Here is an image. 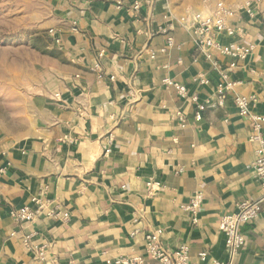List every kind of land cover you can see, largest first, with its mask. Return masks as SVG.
<instances>
[{
  "label": "crops",
  "instance_id": "1",
  "mask_svg": "<svg viewBox=\"0 0 264 264\" xmlns=\"http://www.w3.org/2000/svg\"><path fill=\"white\" fill-rule=\"evenodd\" d=\"M249 2L250 16L243 9ZM217 3L193 10L181 0H51L45 27L57 31L61 44L49 38L63 61L38 93L24 97L22 129L0 134V264H113L138 255L154 264L145 251L154 229L163 231L165 249L188 246L190 264L227 259L222 218L263 192L249 169L258 149L253 124L239 115L235 94L198 121L195 106L162 84L169 77L200 92V102L214 101L219 74L179 19L188 11L209 13ZM227 4L256 44L234 71L232 79L242 82L235 93L255 97L251 110L264 116V0ZM201 75L208 83L200 86ZM149 182L159 187L150 190ZM196 192L204 200L194 224L183 207ZM35 196L60 201L69 222L41 217L18 224L12 209ZM241 233L238 263L264 264V201ZM25 235L44 249L42 259L26 249Z\"/></svg>",
  "mask_w": 264,
  "mask_h": 264
},
{
  "label": "built area",
  "instance_id": "2",
  "mask_svg": "<svg viewBox=\"0 0 264 264\" xmlns=\"http://www.w3.org/2000/svg\"><path fill=\"white\" fill-rule=\"evenodd\" d=\"M251 2L247 3L243 9L250 10ZM138 4L135 5L137 9ZM237 10L226 2H218L215 10L209 13L188 11L180 20V26L187 33L191 34L195 39L197 50L203 53L206 60L210 62L212 70L218 72L219 82L216 86L215 99L204 100L200 102V92L191 93L189 88L181 85L175 80L167 77L162 81L165 87H172L176 90L181 101L193 104L196 108L195 119L200 121L202 113L210 107L218 108L226 105V100L230 94H235L233 103L235 104L239 115L253 124V134L251 141L258 144L257 157L253 164L249 167L250 170L259 178L262 187V196L253 202H243L238 206L237 212L231 215L224 216L221 220V229L225 239L226 260H214L212 264H239V252L246 243V238L241 233V227L250 222H254L261 215V203L264 201V116L254 113L251 110L252 105L256 102L255 97H248L235 93L238 85H241L240 80L232 79L234 71L237 70L238 64L245 63L254 54L256 44L252 35L246 34L236 24ZM252 15L251 10L248 12ZM49 36L55 43L61 44V39L57 35L55 29L49 30ZM228 39V43H224L222 39ZM174 46V39H168V47ZM219 57H226L232 62L228 66L221 65ZM154 58V56H153ZM98 78H103L100 66L95 67ZM198 84L205 85L208 83L206 77L201 75L197 79ZM56 100H61V95H54ZM178 120L182 126L187 124L182 113L177 114ZM72 142H75L71 139ZM182 172V169L177 171ZM159 185L155 182H149L147 187L153 190ZM204 197L200 192H196L190 198L183 209L190 212L192 222L197 224V214L202 207ZM11 216L19 224L28 225L35 222L36 219L44 217L52 221L69 222L71 213L65 209L63 204L58 200H49L43 196H35L29 205H24L18 208H13ZM15 234H13L14 236ZM163 231L154 229L145 235V251L150 260L154 264H190L191 256L189 255V247L180 245L177 248L167 250L162 245L161 237ZM31 235H25L22 238V243L29 252L34 253L43 258L44 249L35 246L32 243ZM207 253L200 254L201 259L205 261ZM113 264H147V260L138 256H121L113 261Z\"/></svg>",
  "mask_w": 264,
  "mask_h": 264
},
{
  "label": "rangeland",
  "instance_id": "3",
  "mask_svg": "<svg viewBox=\"0 0 264 264\" xmlns=\"http://www.w3.org/2000/svg\"><path fill=\"white\" fill-rule=\"evenodd\" d=\"M193 10L248 0H181ZM51 0H0V134H15L23 127L19 106L24 97L38 93L40 84L57 60L63 61L45 27Z\"/></svg>",
  "mask_w": 264,
  "mask_h": 264
}]
</instances>
